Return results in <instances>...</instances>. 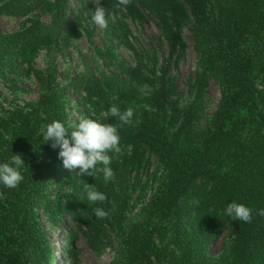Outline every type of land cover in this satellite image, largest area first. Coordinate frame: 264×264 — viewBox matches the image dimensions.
Wrapping results in <instances>:
<instances>
[{
	"label": "trees",
	"instance_id": "1",
	"mask_svg": "<svg viewBox=\"0 0 264 264\" xmlns=\"http://www.w3.org/2000/svg\"><path fill=\"white\" fill-rule=\"evenodd\" d=\"M53 1L49 24L35 22L23 32L0 33V78L28 72L39 90L38 100L27 109L4 113L0 106V163L19 154L26 164L16 189L0 185L6 197L0 200V264H50L39 208L53 222L66 216L74 228H83L86 243L98 254L105 230L119 229L120 264H264V217L256 214L264 209V0L139 1L159 20L170 52L181 45L180 27L189 25L197 59L188 88L191 99L178 107L166 73L156 78L149 99L154 119L138 131L118 127L120 147L130 153L121 158L125 167L120 172L111 164L115 179L107 186L99 183L104 177L81 176L78 169L56 173L62 161L44 154L48 145L39 134L41 126L65 122L70 89L59 80L53 59L57 54L70 57L74 32L65 10L69 0ZM44 4L49 2L0 0V14L23 16ZM41 44L52 57L45 70L30 63L31 51ZM23 62H28L26 71L19 66ZM88 64L79 86L89 96L103 101L106 92L114 91L123 100L132 99L127 86L138 79L136 68L99 76ZM209 80L220 94L210 115L204 111ZM144 152L154 157L160 174L151 180L155 189L144 213L135 223H124L129 200L125 171ZM50 183L57 191L54 200L47 195ZM85 183L107 196L104 223L78 197ZM116 185L120 193L114 192ZM64 187L71 192L65 201ZM233 201L252 209L251 223L224 214ZM220 238L222 250L214 256L210 247Z\"/></svg>",
	"mask_w": 264,
	"mask_h": 264
},
{
	"label": "rangeland",
	"instance_id": "2",
	"mask_svg": "<svg viewBox=\"0 0 264 264\" xmlns=\"http://www.w3.org/2000/svg\"><path fill=\"white\" fill-rule=\"evenodd\" d=\"M39 1H47L49 5L44 4L23 16L0 14V33L23 32L31 28L35 22L49 24L55 14L54 1ZM139 1L142 0H132L127 7H118V0H101L100 6L106 10L109 21L108 27L105 29H100L91 23V13L95 11L94 0L68 1L65 9L66 15L74 25L69 46L71 54L70 57L57 54L53 59L58 70L59 80L64 85H70L64 104L66 124H74L79 118L84 117L116 125L117 128L129 127L121 125L118 119L106 115L110 107L115 104L121 111L126 110L129 106L134 107L136 109L134 119L138 118L142 123L137 128L130 127V129H137L136 131L139 128L144 129L147 122L154 119L150 115L154 109L151 108L149 99L154 88L158 85L156 78L162 72L166 73L169 83L175 89L171 99L176 101L178 107H183L191 99L188 88L189 82L193 81L197 59L193 51L194 44L189 25L180 27L181 45L174 52H170L159 20ZM170 23H172L171 20H169ZM47 47L41 44L31 51L30 63L34 68L45 70L47 63L51 62L52 57L47 51ZM14 61L18 63V58H14ZM27 63L23 62L19 66L26 71ZM86 64L99 76L114 74L123 68H136L138 73L140 72L139 77L127 86V92H130L132 99L123 100L114 91L106 92L105 97H102L103 101L95 96H89L79 86V80L85 73ZM4 75L3 78H0V106L4 113L27 109V104L35 103L38 100L39 90L31 74L26 72L23 75L10 73ZM143 84L152 86L153 91L150 95L142 94L140 88ZM132 89L133 91H131ZM204 92V111L210 115L218 104L219 90L214 81L209 80ZM145 105L147 107H144ZM159 124L165 126L160 121ZM173 129L175 130V128ZM50 144L47 143L48 152H44V154L50 158L57 157L58 159L59 149H52ZM129 153L128 148H122V153L118 156L109 153L113 156L112 163L119 167L118 172L121 171V167L123 169L125 167L121 158ZM156 166L154 157L148 156L144 152L139 163L126 168L125 174L128 180L125 193L129 196V200L125 207L124 223L128 221L135 223L137 216L144 213V207L148 204L155 189L151 186V180L154 174L156 176L160 174V169H157ZM97 167H102V165ZM60 172L68 173L63 166L56 170V173ZM98 176L103 177V174L99 172L93 174L94 178ZM99 183L107 186L109 181L105 182L103 178ZM120 189L123 192V188ZM63 191H65L63 193L65 201L70 198L71 192L65 187ZM114 192L120 193L117 185ZM47 195L50 199H55L57 191L53 183L49 184ZM78 197L83 201L86 209L104 208L101 203L92 204L87 200L84 187L80 189ZM38 218L52 252L51 257L48 258L50 264H120L118 256L122 233L119 229L118 231L117 228L105 230L104 235L99 238L103 241L104 247L98 254L92 251L86 243L84 229L74 228L66 216H63L62 220L53 222L43 213V209L39 208ZM100 220L104 223V219ZM222 242V238H220L211 245L212 255L215 256L221 252Z\"/></svg>",
	"mask_w": 264,
	"mask_h": 264
},
{
	"label": "clouds",
	"instance_id": "3",
	"mask_svg": "<svg viewBox=\"0 0 264 264\" xmlns=\"http://www.w3.org/2000/svg\"><path fill=\"white\" fill-rule=\"evenodd\" d=\"M132 0H118L117 6L127 7ZM95 11L91 13V23L100 29L108 27V18L106 10L101 7V0H94ZM143 95H150L153 88L149 84H143L140 88ZM144 107H147L146 105ZM136 109L129 106L121 111L119 107L113 104L107 116L119 120L121 125L137 127L142 121L135 118ZM72 129L69 132V129ZM40 135L46 143L51 142L52 149H59L58 159L62 161L63 168L78 175L93 176L99 172L103 174L105 182L115 179V173L110 167L113 156L122 153L120 147V135L116 125L105 124L92 118L81 117L74 124H66L60 120H53L47 125H42ZM25 161L21 155H12L7 162L0 163V185L6 189H16L24 180L20 169L25 166ZM102 165V167H97ZM91 170V171H89ZM84 192L87 200L92 204L104 203L107 200L105 193L98 191L95 185L84 184ZM6 199L5 194L0 191V200ZM94 215L98 219H105L109 213L101 207L93 209ZM224 214L233 221L251 223L253 219L252 209L243 203L233 201L227 204ZM264 217V209L256 213Z\"/></svg>",
	"mask_w": 264,
	"mask_h": 264
}]
</instances>
